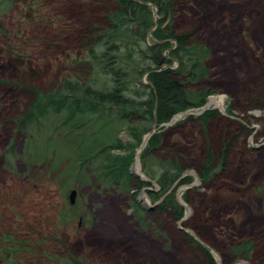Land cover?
Wrapping results in <instances>:
<instances>
[{"label": "rangeland", "instance_id": "1", "mask_svg": "<svg viewBox=\"0 0 264 264\" xmlns=\"http://www.w3.org/2000/svg\"><path fill=\"white\" fill-rule=\"evenodd\" d=\"M90 1L19 0L0 17V82L7 83L0 85V245L6 235L25 242L27 250L18 256L23 264H69L50 255L73 256L82 264H206L202 247L214 264H264V0H174V31L203 48L208 72L204 81L187 86L212 93L200 108L160 126L145 124L148 132L139 144L126 123L104 129L92 121L82 131L80 150L64 142L73 135L60 115L49 113L25 128L17 123L34 99L33 90L50 91L65 76L67 58L77 54L70 31L92 22ZM105 4L113 6L110 0ZM151 9L156 19V8ZM176 67L174 60L171 68ZM218 96L222 109L206 107ZM203 107L212 118L201 120L204 112L185 115ZM116 139L123 150L94 159ZM86 147L84 157L93 156L88 164L82 163ZM130 151L129 170L136 172L138 163L143 177V153L152 177L169 161L182 166L174 188L184 210L182 223L156 210L160 199L151 200L145 188L128 190L98 177L103 161ZM208 154L214 171L202 181L199 167ZM155 178L150 179L156 184ZM133 198L141 200L144 213L134 209ZM189 237L202 245L191 246ZM246 242L248 260L230 253ZM0 264L13 262L0 257Z\"/></svg>", "mask_w": 264, "mask_h": 264}, {"label": "trees", "instance_id": "2", "mask_svg": "<svg viewBox=\"0 0 264 264\" xmlns=\"http://www.w3.org/2000/svg\"><path fill=\"white\" fill-rule=\"evenodd\" d=\"M106 1L108 0H91L88 3L93 9L90 10L93 20L89 24L83 21V26L70 31L71 36L75 33L72 38L75 39L73 48L77 49V54L67 58L69 67L65 76L50 91H32L34 99L17 123L18 127L33 125L47 114L55 113L62 116V125L67 126L73 135V139L65 137L64 142L81 150L84 146L82 131L89 128L92 121L104 129L114 122H120L127 124L131 137L139 144L142 135L148 132L145 124L156 123L160 126L169 122L176 114L204 105L212 92L198 89L193 91L187 86L194 83L196 86V82L207 78L208 72L204 67L201 51L203 48L200 50L198 46L191 45L188 35L174 31V0H110L113 4L111 8L105 4ZM18 2L19 0H0V17H4ZM151 8H156V19ZM84 12H88V9H84ZM149 33L153 35L151 42H148ZM171 42L175 45L171 46ZM174 60L177 67L172 69ZM144 78L146 83L143 82ZM4 83L7 84L1 81L0 85ZM212 117L211 112H204L200 119ZM142 123L144 127L137 130L138 124ZM155 138L153 136L149 140L150 148L153 147ZM114 142L100 148L93 155L94 159H100L107 151L123 148L119 140ZM159 142L158 138V144ZM226 145L227 143L224 144ZM86 149L82 153L83 157L89 151L87 147ZM88 156L84 157L82 163L88 164L93 159V156ZM144 156L143 153L142 171L148 177L155 178L151 176ZM132 159L131 151L127 156L108 157L98 166V177L108 178L113 184L122 183L128 190H133L134 187L140 190L149 186L129 170ZM206 159L205 164L199 167V178L202 181L211 178L214 171L212 155L208 154ZM167 167L155 178L159 190L147 191L153 201L162 198L183 172L176 160L169 161ZM185 180L188 181V178ZM132 204L137 212L144 213L141 202L136 198L132 199ZM156 210L171 215L176 221L184 213L176 201L175 190L164 196ZM1 240L0 257L13 264H23L18 256L27 250V244L7 235ZM188 240L191 246H197L191 237ZM202 251L206 264H214L209 252L203 247ZM250 251L251 244L246 242L231 249L230 253L248 260ZM48 258L69 264H82L73 256L66 260L54 255Z\"/></svg>", "mask_w": 264, "mask_h": 264}, {"label": "water", "instance_id": "3", "mask_svg": "<svg viewBox=\"0 0 264 264\" xmlns=\"http://www.w3.org/2000/svg\"><path fill=\"white\" fill-rule=\"evenodd\" d=\"M206 110V107H203V108H201V110L199 111V112H197V113H195V114H192V113H189V114H186L185 113V115H190V116H192V115H194V116H200L204 111ZM156 126V124H154V127ZM153 131L152 132H150V133H148L146 136H145V138H144V140H143V142H142V144H141V147H140V149H139V151L137 152V157H138V155H139V153L144 149V147H145V145H146V142H147V140L153 135ZM136 162H138L137 161V159H136ZM140 170V169H139ZM135 176H137V177H139L142 181H144V182H146V183H149V184H151L153 187H155L156 188V184H155V182H153L152 180H150V179H148L147 177H142L140 174H138L137 172H134L133 173ZM190 174V173H189ZM191 175V174H190ZM179 181V180H178ZM177 181V182H178ZM177 182L169 189V191L165 194V195H168L172 190H174V188H175V186H176V184H177ZM190 186H193V185H190ZM187 187V186H186ZM158 189L156 188V191H157ZM144 196H145V194H143ZM164 195V196H165ZM163 196V197H164ZM176 201L178 202V204H180V205H182L181 204V199H180V195L178 194V193H176ZM74 197H75V191L74 190H72L71 192H70V194H69V200H70V204H73L74 203ZM154 206H156V204L155 205H153V207ZM184 219H185V217L184 218H182L180 221H179V223H182L183 221H184ZM200 245H202V243L198 240V239H196V238H194ZM238 264H244V263H238Z\"/></svg>", "mask_w": 264, "mask_h": 264}, {"label": "bare ground", "instance_id": "4", "mask_svg": "<svg viewBox=\"0 0 264 264\" xmlns=\"http://www.w3.org/2000/svg\"><path fill=\"white\" fill-rule=\"evenodd\" d=\"M210 106H213L214 108H220L222 109V97H216V98H210L209 101H208V104L206 105V107H210ZM219 109V110H220ZM174 118V117H173ZM177 118V117H176ZM175 118V119H176ZM180 119V118H179ZM177 120V119H176ZM174 120V121H176ZM142 153V152H141ZM140 162V161H139ZM136 172L139 174V167H138V163H136ZM133 174V172H131ZM193 173V172H192ZM195 174V173H194ZM134 175V174H133ZM142 176V175H141ZM143 177V176H142ZM151 185V184H150ZM185 207V206H184ZM190 210V209H189ZM189 210H187V217H188V214H189Z\"/></svg>", "mask_w": 264, "mask_h": 264}, {"label": "flooded vegetation", "instance_id": "5", "mask_svg": "<svg viewBox=\"0 0 264 264\" xmlns=\"http://www.w3.org/2000/svg\"><path fill=\"white\" fill-rule=\"evenodd\" d=\"M202 116H203V114H202ZM135 176V175H134ZM135 177H137V176H135ZM147 177V176H146ZM140 181H142L139 177H137ZM148 179H150L149 177H147ZM151 180V179H150ZM142 182H144V181H142ZM144 183H146V182H144ZM147 184H149V183H147ZM157 184V183H156ZM158 186V185H157ZM150 187V188H149ZM143 188H145L144 190H146V191H150V192H157L156 191V188L155 187H153L152 185H150L149 184V186H146V187H143ZM159 188V187H158ZM166 196V195H165ZM164 197L162 196V198H160V201L163 199ZM139 201V200H138ZM141 201V200H140ZM160 203V202H159ZM141 204H142V202H141ZM142 206H143V204H142ZM157 208V207H156ZM155 208V209H156ZM153 211H155V210H153ZM196 241V240H195Z\"/></svg>", "mask_w": 264, "mask_h": 264}]
</instances>
